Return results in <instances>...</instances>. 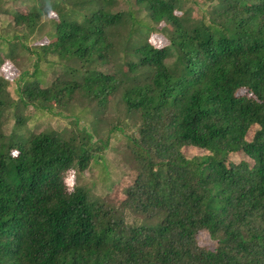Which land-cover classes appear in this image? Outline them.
<instances>
[{
    "label": "trees",
    "instance_id": "1",
    "mask_svg": "<svg viewBox=\"0 0 264 264\" xmlns=\"http://www.w3.org/2000/svg\"><path fill=\"white\" fill-rule=\"evenodd\" d=\"M191 1L210 5L194 16L182 0H122L114 12L119 0H55L51 21L33 4L9 11L0 49L26 53L31 69L14 97L0 76V264H264V0ZM116 94L122 120L137 116L124 138L138 166L105 206L63 175L122 132L95 126ZM29 107L70 129L21 132ZM183 146L207 153L186 158ZM235 152L244 159L227 160ZM200 230L214 249L197 244Z\"/></svg>",
    "mask_w": 264,
    "mask_h": 264
},
{
    "label": "rangeland",
    "instance_id": "2",
    "mask_svg": "<svg viewBox=\"0 0 264 264\" xmlns=\"http://www.w3.org/2000/svg\"><path fill=\"white\" fill-rule=\"evenodd\" d=\"M55 0H0V34H6L11 36L13 33V27L11 24V16L9 11L11 10H29L31 4L37 6L39 10H42V19L46 21L55 20V13L52 11H43L44 9H50ZM209 3H202L198 1L197 4L191 0H182V6L191 9V13L194 16L200 15L204 8L207 7ZM210 5V4H209ZM36 8V7H35ZM123 2L119 0L117 5L111 8V11L123 10ZM48 29V25H44L39 33H44ZM34 40L37 42H42L45 40L44 37H35L28 40V44H31ZM165 42V40H163ZM7 45H2L0 49V76H3L9 84L7 89L9 90L10 96L14 97V88L17 83V79L22 70H30V63L27 58V54L24 52H16L14 56L15 60H11L9 57L4 58L7 53ZM1 48V47H0ZM103 71H109V66L100 67ZM57 71V69H54ZM51 79V74L48 73L45 76V83H48ZM29 111V112H28ZM30 107L23 111L25 115H28V119L24 123L21 132L24 133H37L42 130L49 128L53 129H70L69 119L61 118L60 116H52L48 114H35L30 112ZM125 113L123 111L122 105L119 102L118 94L113 96L103 114L99 116L98 120H95L96 130L98 137H104L107 134V128L111 126L114 122H120L123 125L122 132L115 133L114 136L109 138L108 146L103 149L96 162H90V164L78 173L75 169H69L64 173V182L66 187L81 184L89 189V194L96 198L100 203L105 206L116 205L123 198L125 190L128 185H131L134 177L137 173V162L131 156V149L124 138V134H129L133 131V124L136 123V115L126 117V121L122 119L125 118ZM91 116L88 114L85 120L90 121ZM14 117L7 115V121L2 127V131L5 134H9L13 130ZM79 125H83L85 129L91 131L89 124L87 122H81ZM257 126H251L246 134L245 138L250 139L255 132ZM93 135V134H92ZM97 137L93 135L92 140ZM181 153L184 157L190 158L196 155L206 154L207 151L195 146H183L180 148ZM244 157L240 152L231 153L228 155L227 160L230 161H240ZM132 215L129 216L128 221H132ZM195 240L197 244L201 247H206L214 249L216 244L208 233L204 230H200L196 236Z\"/></svg>",
    "mask_w": 264,
    "mask_h": 264
}]
</instances>
